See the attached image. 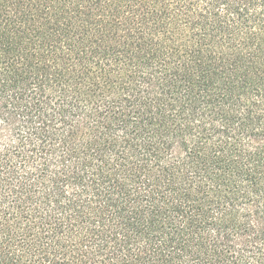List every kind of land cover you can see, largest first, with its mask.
<instances>
[{"label": "trees", "instance_id": "trees-1", "mask_svg": "<svg viewBox=\"0 0 264 264\" xmlns=\"http://www.w3.org/2000/svg\"><path fill=\"white\" fill-rule=\"evenodd\" d=\"M0 264H264V0H0Z\"/></svg>", "mask_w": 264, "mask_h": 264}]
</instances>
